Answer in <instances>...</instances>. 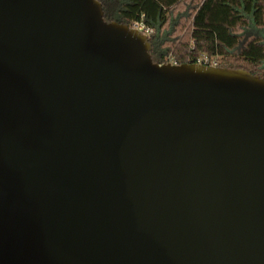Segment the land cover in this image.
Listing matches in <instances>:
<instances>
[{"label":"water","instance_id":"water-1","mask_svg":"<svg viewBox=\"0 0 264 264\" xmlns=\"http://www.w3.org/2000/svg\"><path fill=\"white\" fill-rule=\"evenodd\" d=\"M151 49L0 0V264H264V77Z\"/></svg>","mask_w":264,"mask_h":264},{"label":"trees","instance_id":"trees-1","mask_svg":"<svg viewBox=\"0 0 264 264\" xmlns=\"http://www.w3.org/2000/svg\"><path fill=\"white\" fill-rule=\"evenodd\" d=\"M107 21L154 30L155 62L195 63L201 55L219 66L264 77V0H99Z\"/></svg>","mask_w":264,"mask_h":264},{"label":"built area","instance_id":"built-area-1","mask_svg":"<svg viewBox=\"0 0 264 264\" xmlns=\"http://www.w3.org/2000/svg\"><path fill=\"white\" fill-rule=\"evenodd\" d=\"M131 27L138 29L143 34L150 37L151 34H153L154 30L147 25L143 21H137L135 22ZM172 63H175L173 61H170ZM198 64H204V65H211V66H219L218 60L215 58H211L208 55H201L197 58L196 62Z\"/></svg>","mask_w":264,"mask_h":264}]
</instances>
